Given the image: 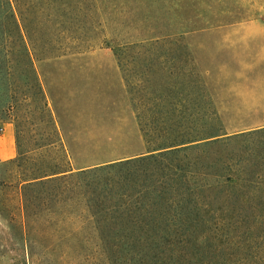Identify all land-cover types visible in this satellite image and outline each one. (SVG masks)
Here are the masks:
<instances>
[{"label": "rangeland", "instance_id": "374dc122", "mask_svg": "<svg viewBox=\"0 0 264 264\" xmlns=\"http://www.w3.org/2000/svg\"><path fill=\"white\" fill-rule=\"evenodd\" d=\"M113 2L105 28L115 36L169 37L119 59L106 45L80 51L76 33L45 25L34 43L52 55L30 62L17 6L0 0V264L110 263L76 171L98 157L143 148L133 100L165 112L196 102L230 123L264 115V0ZM21 7L28 9L27 0ZM194 79L199 87H192ZM159 94L166 102L145 101ZM199 153L210 169L234 157L229 225L220 234L233 240L235 248L226 251L237 264H264V132ZM66 169L74 172L67 179L18 185Z\"/></svg>", "mask_w": 264, "mask_h": 264}, {"label": "trees", "instance_id": "16d2710c", "mask_svg": "<svg viewBox=\"0 0 264 264\" xmlns=\"http://www.w3.org/2000/svg\"><path fill=\"white\" fill-rule=\"evenodd\" d=\"M8 1L13 10L12 0ZM13 1L32 47L24 49L30 62L42 53L52 55L48 47L34 43L38 36L43 37L45 25L57 24L63 31L76 33L77 41L83 44L80 51L106 45L119 59L128 56L130 49L155 47L161 35L169 37L165 33L139 35L132 40L115 36L105 28L110 7L116 5L114 0H27L26 11L22 10V0ZM14 17L19 26L15 13ZM200 83L194 79L191 85L199 87ZM138 100L139 104L133 102L143 148L98 157L76 171L97 217L109 264H237V255L226 251L235 248L233 240H224L220 234L229 225L227 204L236 182L234 157L228 154L210 169L199 152L264 132V115L254 121L240 116L230 123L216 109L199 110L196 102L193 109L165 112L157 105L142 109L144 100ZM152 100L166 102L162 94L145 99ZM72 171L34 174L18 185L32 186L52 175L67 179ZM21 231L23 236V223Z\"/></svg>", "mask_w": 264, "mask_h": 264}, {"label": "built area", "instance_id": "2783aa9c", "mask_svg": "<svg viewBox=\"0 0 264 264\" xmlns=\"http://www.w3.org/2000/svg\"><path fill=\"white\" fill-rule=\"evenodd\" d=\"M5 127H3L2 125H0V133L4 132Z\"/></svg>", "mask_w": 264, "mask_h": 264}, {"label": "crops", "instance_id": "0c3cea01", "mask_svg": "<svg viewBox=\"0 0 264 264\" xmlns=\"http://www.w3.org/2000/svg\"><path fill=\"white\" fill-rule=\"evenodd\" d=\"M11 157H13V156H11Z\"/></svg>", "mask_w": 264, "mask_h": 264}]
</instances>
